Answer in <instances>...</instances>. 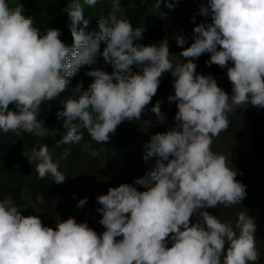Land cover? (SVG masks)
I'll use <instances>...</instances> for the list:
<instances>
[{"label":"clouds","instance_id":"9594fccd","mask_svg":"<svg viewBox=\"0 0 264 264\" xmlns=\"http://www.w3.org/2000/svg\"><path fill=\"white\" fill-rule=\"evenodd\" d=\"M84 4L92 7L97 0H70L66 9L73 38L67 46L59 29L41 34L33 19L22 14V4L0 0V131L47 136L49 130L37 119L41 105L64 92L66 77L95 64L98 56L113 71H88L94 78L89 88L82 91L77 85L62 102L57 118H65V134L57 147L78 144L82 130L96 144L106 143L121 123L140 120L165 72L174 77V95L167 99L176 102L175 126L154 134L144 146L145 161L158 157L155 168L136 180L146 191L123 183L97 197L106 228L102 236L71 217L57 221L55 229L44 226L39 216L25 217L19 207L0 200V264H256V226L248 211L238 214L233 227L206 209L241 204L246 196V186L235 179L237 170L211 145L227 130L236 108L249 103L264 108V0H208L201 5L200 15L210 16L211 23L193 29V42L180 53L187 61L183 63L170 59L167 39L134 43L145 29L122 18L119 0H112V10L98 18L96 30L85 32L89 21ZM176 42L183 46L186 38L178 36ZM206 52L208 65L227 70L231 94L211 75L196 74L193 61ZM133 65L141 70L133 72ZM160 103L151 111L164 123ZM100 151L90 155L97 157ZM27 157L29 163L37 162L39 179L50 175L54 183L64 182L47 145L33 148ZM86 202V197L80 199L77 207ZM225 238L229 247L221 261Z\"/></svg>","mask_w":264,"mask_h":264},{"label":"trees","instance_id":"16d2710c","mask_svg":"<svg viewBox=\"0 0 264 264\" xmlns=\"http://www.w3.org/2000/svg\"><path fill=\"white\" fill-rule=\"evenodd\" d=\"M154 1L133 0L134 6L129 18L133 28L146 27L143 34L149 39L161 35L155 24L156 19H151L146 12ZM57 20L60 24L61 18ZM70 22V19H67L65 25L68 26ZM173 81L174 78L161 81L156 95L153 96L155 104L157 101L161 102L160 109L166 117V126L169 129L175 126L176 102H169L167 99L170 95H174ZM75 87L76 83L69 82L66 90L62 93L70 95ZM58 96L50 101H45L41 105L40 114L37 117L43 121L44 116L41 113L48 112L53 119L52 125L55 127V136L53 137L55 138L44 142L39 136L23 132L18 136V147L11 149L9 142L14 134L3 133L4 140L0 151V167L2 165L3 167L0 168V172L6 179L0 180V199L10 195L15 202H20V192L26 185L36 202H38L39 196L43 198L39 206L49 219V227L55 229L57 221L67 220L71 217L77 223H86L98 236H102L106 228L100 223L102 212L98 209H102V205L98 203L97 197L107 194L110 187H118L123 183L131 184L137 191H146L145 187L136 184V180L145 177L155 168L158 157H151L145 161L143 159L144 146L150 141L151 136L163 132L159 128L142 132L127 122H123L116 128L115 133L110 134V139L106 143L96 144L91 140L87 131L82 130L83 139L78 144H62L57 147V141L65 134L63 127L65 118L58 119L56 113ZM223 134L235 141L238 138L237 130L232 124H229ZM227 144L231 146L228 156V161L231 162L229 164L237 170L235 179L246 186V196L241 204L227 207L220 204L215 208H208L206 211L221 222L231 223L233 227H235L238 214L248 211L256 226L254 237L259 252L258 260H264V129L257 125L253 126L250 151L244 147L236 146V143L230 145L228 142ZM41 145L48 146L52 160L58 163L59 170L65 175L63 183H54L50 175L39 179L35 171L37 162L29 163L27 156L31 154L33 148L39 149ZM211 148L213 152L227 157L226 152L221 150L217 137L213 138ZM95 149H102L97 157L90 155V151ZM14 173L16 177L8 175ZM6 180H9V183ZM21 180L24 182L23 184L20 183ZM85 197L87 198L86 204L78 208V201ZM196 220L195 216L191 218L193 223ZM116 239L122 238L117 237ZM168 242H172L170 237ZM228 247L229 243L225 238L221 257L226 255Z\"/></svg>","mask_w":264,"mask_h":264},{"label":"rangeland","instance_id":"374dc122","mask_svg":"<svg viewBox=\"0 0 264 264\" xmlns=\"http://www.w3.org/2000/svg\"><path fill=\"white\" fill-rule=\"evenodd\" d=\"M83 4V0H80ZM208 0H155L148 8L147 11L150 18H154L156 26L159 28L161 35L154 38H147L144 34L142 38L134 41L136 44L140 45H153L159 44L164 39H167L169 52L173 54L170 56V59L174 63H183L187 62L183 57L180 56V53L184 48H187L193 42V29L201 23H211V17H205L200 15L199 9L201 5H206ZM12 6H15L16 3L23 5L24 11L23 15L25 17H31L34 22V27L38 28L41 34H44L48 28H56L61 32L60 39L67 46L73 45V38L71 35L70 28L65 25L67 19H69L68 12L66 11L70 0H10ZM120 6L123 10L122 18H130L131 12L133 10L134 2L133 0H119ZM158 5V6H157ZM112 10V0H97L95 6H89L84 4L83 16L84 19L89 21L85 32H91L97 29L98 18L101 15H107ZM119 15V14H118ZM195 17V20L192 18ZM58 18H61V23H58ZM71 23V22H70ZM78 27H83L81 23ZM144 29L146 27H143ZM144 33V32H143ZM184 36L186 38V43L183 46H178L176 42V37ZM106 45L101 43L100 50L103 51V48ZM190 59V58H189ZM210 59V53L202 54L198 59H195L193 62L197 65L196 74L201 75H211L217 82L218 86L221 87L225 92L231 94V83L227 77V70L221 68L216 64L208 65L206 61ZM229 66L231 62H229ZM99 69L103 70L109 74L113 71L110 64L105 63L102 56H98L97 62L93 65H84L78 72L71 78L69 82H74L77 85H81V90L85 91L89 88L90 84L94 81L93 77L88 76L86 73L90 70ZM133 72H139L141 68L137 65L132 66ZM68 78V77H67ZM170 72H165L160 77V82L165 79H172ZM75 87V88H76ZM73 93L68 95V93H60L57 99V108L58 111H63L62 102L67 98L72 96ZM155 102L152 98L151 102L145 107L144 112L141 115L140 120L125 121L128 124L135 127L137 130L142 132H148L150 130L159 128L162 132L170 130L166 126V120L164 123L158 121L157 116L151 111ZM176 106V105H175ZM9 110L15 111V105L10 104ZM178 111L176 107V112ZM43 117V126L49 131L47 136L41 137L44 142H47L50 138H55V127L53 124L52 117L49 116L48 112L43 111L41 113ZM40 117V116H39ZM63 118V117H62ZM229 124H232L238 133V138L231 139L227 135L223 134V131L217 137L218 142L220 143L221 150L226 152L227 157L229 156V146L236 143V146L244 147L247 151L251 150V130L254 125H257L259 128L264 129V108H259L247 104L245 107L236 108L235 112L229 115ZM39 120V119H38ZM145 122H148L145 124ZM122 124V123H121ZM3 132L0 131V151L1 145L4 138ZM18 136L14 135L11 141L9 142V147L11 149H16L18 147ZM229 163H231L229 161ZM1 166V165H0ZM230 166V164H229ZM232 166V165H231ZM230 166V167H231ZM3 167V165H2ZM0 167V168H2ZM11 177H16V174H8ZM5 178L0 172V180ZM6 179V178H5ZM9 183V180H6ZM21 184L24 182L21 180ZM20 202H15L10 195L3 197L0 200H7L10 205H14L20 208L21 215L27 216H39L42 220L44 226L49 227V219L41 210L39 203L43 200L41 196L38 197V202H36L28 188L24 186L20 192ZM168 247L172 246V242H168ZM224 257H221L223 261ZM256 264H264V260L256 261Z\"/></svg>","mask_w":264,"mask_h":264}]
</instances>
